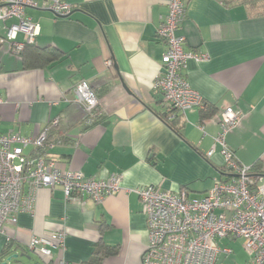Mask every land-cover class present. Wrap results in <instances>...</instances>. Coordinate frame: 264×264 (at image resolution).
<instances>
[{"label":"crops","instance_id":"crops-1","mask_svg":"<svg viewBox=\"0 0 264 264\" xmlns=\"http://www.w3.org/2000/svg\"><path fill=\"white\" fill-rule=\"evenodd\" d=\"M64 1L75 6L66 18L42 7L27 9L41 33L25 59L8 45L0 47V133L37 137L47 130L54 144L43 152L47 159L87 178L122 175L123 188L102 203L88 197L67 202L60 187L40 189L35 213L21 214L0 233V253L11 243L20 263L46 264L29 249L31 238L65 231L66 248L54 253L68 264H142L148 230L133 189L185 188L193 198L225 179L221 147L215 146L221 109L246 114L227 144L241 163L256 165L264 176V16L245 4L187 0L180 30L185 48L208 60L190 61L184 72L208 110L179 114L174 129L163 120L162 95L153 88L166 50L157 29L169 0ZM80 81L97 94L94 116L74 101ZM56 118L59 124L51 127ZM26 153L39 154L32 148ZM220 245L233 252L221 254L218 264L248 263L241 239H222ZM106 247L115 252L105 254Z\"/></svg>","mask_w":264,"mask_h":264},{"label":"built area","instance_id":"built-area-1","mask_svg":"<svg viewBox=\"0 0 264 264\" xmlns=\"http://www.w3.org/2000/svg\"><path fill=\"white\" fill-rule=\"evenodd\" d=\"M187 4V0H169L168 13L157 29V37L165 43L166 50L162 71L153 88L162 95V105L171 113L170 119L188 110H208L184 72L190 61L208 60L207 54L185 48L186 38L180 30ZM39 7L61 18L75 11V6L64 0H0V24H4L0 47L8 45L13 54L21 55L27 45L35 43L41 27L26 11ZM8 21L12 23L5 25ZM107 64L110 66L111 62ZM74 93V101L82 104L86 113L97 109L99 99L87 81H80ZM218 116L220 131L215 146L221 147L229 178L216 179L206 194L193 198L185 188L176 192L155 185L133 189L140 198L148 230L142 264H218L221 254L233 252L230 247L220 245L226 238L242 240L249 256L247 264H264V176L254 179L250 175L251 166L241 163L227 144V136L241 126L246 114L230 106L221 109ZM50 124L57 126L59 119L51 120ZM215 146L208 157L214 154ZM53 147L47 130L37 137L18 131L0 133V233H5L7 224H17L21 214L35 213L37 193L42 188L60 187L65 200L76 203L84 197L102 203L123 188L122 175L87 178L81 171L67 169L44 154L33 157L26 153L29 148L47 151ZM66 238L65 231L47 237L33 236L28 247L47 259L46 264L54 261L68 264L54 253L66 248Z\"/></svg>","mask_w":264,"mask_h":264},{"label":"trees","instance_id":"trees-1","mask_svg":"<svg viewBox=\"0 0 264 264\" xmlns=\"http://www.w3.org/2000/svg\"><path fill=\"white\" fill-rule=\"evenodd\" d=\"M225 3L227 4H245L248 5L252 10L255 11V13L258 16H264V0H223ZM35 43L31 44V45H27L24 49V51L21 53V56L25 59L27 56V53L29 52L30 49H33ZM55 52V50H52ZM57 51V50H56ZM53 56L55 57V59L58 58V54L53 53ZM97 109L91 113L87 115L90 116H94L96 113ZM208 114V113H207ZM171 113L170 112H165V114L162 116L163 120L168 123L172 128L176 129V124L178 123V121L180 120L179 115H176L175 118L170 119ZM50 140V139H49ZM39 154L38 155H42L43 152H46L45 150L42 151H37ZM37 155V156H38ZM222 173L225 174L226 178L230 177V173L228 172V170L226 168H224L222 170ZM250 175L254 178L257 179V177L262 176V173L260 172V169L255 165V166H251V171H250ZM10 244H8L6 246V248L0 253V262H3V260H6L7 257L11 256L13 251H12V247L10 246ZM104 250H106L105 254H112L115 252V248H105ZM103 250V251H104ZM103 251H101V253H103ZM98 261V260H97ZM91 262H94V259L91 260ZM3 264V263H2Z\"/></svg>","mask_w":264,"mask_h":264},{"label":"water","instance_id":"water-1","mask_svg":"<svg viewBox=\"0 0 264 264\" xmlns=\"http://www.w3.org/2000/svg\"><path fill=\"white\" fill-rule=\"evenodd\" d=\"M57 17H59V16H57ZM59 18H61V17H59ZM18 259H19L18 254H12L11 256L7 257V259L3 262V264H8L11 261H15L17 264H21Z\"/></svg>","mask_w":264,"mask_h":264},{"label":"rangeland","instance_id":"rangeland-1","mask_svg":"<svg viewBox=\"0 0 264 264\" xmlns=\"http://www.w3.org/2000/svg\"><path fill=\"white\" fill-rule=\"evenodd\" d=\"M25 261H26V259H25ZM8 264H17L15 261H11V262H9ZM22 264V263H21Z\"/></svg>","mask_w":264,"mask_h":264}]
</instances>
